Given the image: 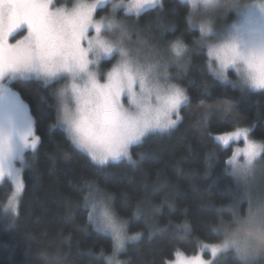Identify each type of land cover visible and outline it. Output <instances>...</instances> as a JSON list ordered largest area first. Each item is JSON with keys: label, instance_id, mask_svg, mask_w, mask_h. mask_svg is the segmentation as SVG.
Instances as JSON below:
<instances>
[{"label": "trees", "instance_id": "16d2710c", "mask_svg": "<svg viewBox=\"0 0 264 264\" xmlns=\"http://www.w3.org/2000/svg\"><path fill=\"white\" fill-rule=\"evenodd\" d=\"M189 11L183 0H161L137 19L150 39L185 44L184 66L173 74L188 101L174 127L150 132L131 146L130 160L93 161L57 122L54 85L12 82L41 139L35 150L25 152V187L15 215L6 214L12 213L6 209L12 184L8 178L0 182V264H109V258L111 264H166L176 251L193 256L205 244L222 243L224 226L232 225L230 233L245 217V195L227 163L241 138L224 145L217 137L247 129L264 143V89L238 83L232 70L227 79L209 71L200 32L188 23ZM257 164L264 166V156ZM90 191L129 236L136 234L115 253L111 235L88 218ZM203 256L210 257L206 251ZM211 264H240V258L229 248ZM253 264H264V256Z\"/></svg>", "mask_w": 264, "mask_h": 264}, {"label": "snow or ice", "instance_id": "6c2138e0", "mask_svg": "<svg viewBox=\"0 0 264 264\" xmlns=\"http://www.w3.org/2000/svg\"><path fill=\"white\" fill-rule=\"evenodd\" d=\"M186 2L191 8L188 23L196 27L194 18L205 12L213 0ZM105 3L107 0H76L71 7H54L53 0H0V180L11 178L13 198L25 187V152L35 150L41 139L28 105L11 87L16 79L35 76L45 82L69 81L55 93L61 105L57 122L76 145L101 165L121 158L130 160L132 145L150 132L167 131L181 119L180 110L188 96L183 88L160 75L159 60L148 65L133 61L122 42L104 38V32L114 27L95 18L97 9ZM158 3L159 0H119L112 7L115 10L123 5L126 14L139 16ZM229 9L235 11L238 22L234 20L222 29H214L207 21L198 25L199 44L206 49L209 71L227 79L226 73L232 69L241 84L264 89V44L253 46L256 37L249 35L253 31L264 35V0L243 6L233 0ZM21 30L27 34L11 42ZM169 48L174 61L187 54L179 39ZM117 56L120 59L107 73L97 70L104 57ZM241 137L244 147H237L227 163L234 176L246 180L256 159L264 156V143L250 140L247 129H236L217 139L228 145L230 140ZM85 200L90 205L89 220L111 234L114 253L121 250L128 239L124 225L94 192L90 191ZM12 207L15 212V204ZM248 216L255 218L251 207ZM231 226H224L225 239L222 245H213L212 252L223 247L234 249L238 256L247 255L246 248L230 237L227 229ZM174 255L175 259L166 264H207L199 255L189 257L180 251Z\"/></svg>", "mask_w": 264, "mask_h": 264}, {"label": "rangeland", "instance_id": "374dc122", "mask_svg": "<svg viewBox=\"0 0 264 264\" xmlns=\"http://www.w3.org/2000/svg\"><path fill=\"white\" fill-rule=\"evenodd\" d=\"M160 1L161 0H159V3H160ZM183 1L186 2V0H183ZM75 2H76V0H53L52 6H54V7H71ZM126 2H127V0H125V3ZM243 2L244 3H252V2H254V0H243ZM255 2L259 3V2H261V0H255ZM159 3H158V5H159ZM113 4H119V0H107V3L101 5L97 9L98 14L96 15L95 18L97 20H103V23L105 25L110 23L114 26L112 31L104 32V38L109 40V41H113V42H117V43L122 42V47L127 51L128 57L130 59H132L133 61H139L140 63H142L144 65H148V64H156L157 61L159 60V62H160V67H159L160 75L167 77L168 83L176 84V82L174 81V78L176 76H174L173 73H174L175 69H179V68L184 66L185 56L179 60H175V61L172 60L171 55H170V48H169L170 44L167 45V44L163 43V45H162V41H160V40L154 41V40L150 39V37H148L145 33H143L137 27V19L139 16H136L133 13H127L126 14V10H125L123 5H120L115 10H113V7H112ZM150 9H152V8H150ZM146 10H148V9H146ZM146 10L142 11L141 14L143 12H145ZM229 15H231V17H229ZM194 19L196 22V27H195L196 29H198L199 23L204 22V21L209 22L214 29H222V28H225L226 26L230 25L236 19V13L234 10L228 9V10L218 11V12L210 14L208 16H205L204 14H200V15H197ZM26 34H27L26 31L21 30L20 32H18L15 35V37L13 38V40L11 42L14 43L16 39H22L23 36ZM119 59H120V57L117 56L115 59H113L111 64L109 66H107V65H103V63L107 60H112V58L111 57H104L103 60L100 62L97 70L100 73H107ZM230 70H232V69H229L227 71V73ZM232 71H233L234 76H235L234 78L238 81V83H240L237 73L234 70H232ZM227 73H226V76H228ZM155 74H156V72L154 71L153 75H155ZM22 79H36V80H41V81L45 82V80L43 78H37L35 76H31L29 78H22ZM45 83L54 85L55 86V93H56L60 89L65 87L69 83V81L67 79H58V80H53L51 82H45ZM255 90H259V89H255ZM56 99H57V96H56ZM57 104H58V114H59L60 110H61V105L58 102V99H57ZM62 127L64 128L63 125H62ZM248 136H249L250 140L255 141L250 137L249 130H248ZM70 138H71V136H70ZM241 141H242V143L240 145H237V146H235V148L234 147L232 148V154L237 147H239V148L244 147L243 137H241ZM255 142L261 143L258 141H255ZM79 148H81V147H79ZM81 149H83V148H81ZM30 150L31 149H29L28 151H30ZM84 151H86V150H84ZM129 151H130V149H129ZM121 159H125V158H121ZM240 159H243V157L241 156ZM258 159L259 158H257L256 161L254 162L252 174L246 180L239 179L240 188L244 192L245 201L247 203L244 216L248 215L249 207H251L252 211H257L259 208L264 206V166H259L257 164ZM17 166L18 167L20 166L19 161H17ZM5 178H8L10 180V182L12 184V188H13L10 199L8 200V203L6 205V209L12 212V213L6 212V214H9L12 216V215H15V212H16V211L15 212L13 211L12 205L15 204V207L17 208L18 201L20 199L22 192L17 197L13 198V193L15 191L14 184H13L10 177L5 176ZM4 179H2V180H4ZM2 180H0V182ZM106 233H108V232H106ZM108 234H110V233H108ZM125 235L128 237V239H130V237L133 239L136 238V234H132V235L130 234V236H129V234L127 232H125ZM128 239H126V240H128ZM222 243L220 242V243H216V244H205L202 246L199 253L196 255H199L201 257V259H203L204 261L207 262V264H211L213 262V258L216 257L221 251L225 250V248L221 247L214 254L211 250L212 246L213 245L219 246V245H222ZM203 251L208 252L210 257L205 258L203 256ZM189 257H191V256H189ZM174 259H175V257H174Z\"/></svg>", "mask_w": 264, "mask_h": 264}, {"label": "clouds", "instance_id": "9594fccd", "mask_svg": "<svg viewBox=\"0 0 264 264\" xmlns=\"http://www.w3.org/2000/svg\"><path fill=\"white\" fill-rule=\"evenodd\" d=\"M232 2L233 0H213L207 10L200 14L208 16L221 10H228ZM238 2L241 6L247 4L243 0H238ZM235 20L238 22L237 17ZM249 35L256 37L253 46L258 47L264 44V35L255 31L250 32ZM254 214V219L248 215L240 218V222L236 223L229 233L232 239L247 250V255H239L240 264H253L255 259L264 256V207L254 211Z\"/></svg>", "mask_w": 264, "mask_h": 264}]
</instances>
